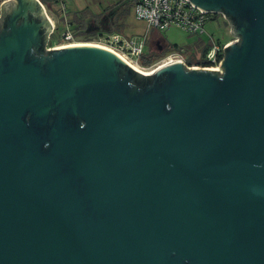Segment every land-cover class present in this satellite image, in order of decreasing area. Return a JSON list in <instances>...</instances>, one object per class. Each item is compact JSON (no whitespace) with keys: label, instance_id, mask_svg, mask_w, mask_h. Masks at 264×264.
<instances>
[{"label":"water","instance_id":"obj_1","mask_svg":"<svg viewBox=\"0 0 264 264\" xmlns=\"http://www.w3.org/2000/svg\"><path fill=\"white\" fill-rule=\"evenodd\" d=\"M191 1L239 37L223 71L139 84L108 48L46 51L38 0L2 4L0 264H264V0Z\"/></svg>","mask_w":264,"mask_h":264},{"label":"built area","instance_id":"obj_2","mask_svg":"<svg viewBox=\"0 0 264 264\" xmlns=\"http://www.w3.org/2000/svg\"><path fill=\"white\" fill-rule=\"evenodd\" d=\"M38 1L46 10L45 4L42 3L41 0ZM61 6L63 11L67 10L66 3L63 0ZM132 9L135 17L145 22L148 29L165 30L171 26H178L185 29L190 34H204L206 33L207 20L210 17L215 18L220 14L229 22V19L223 12L214 13L207 11L191 0H159L158 3L157 0H137ZM48 17L50 18L49 15ZM51 22L52 27L49 35H51L55 29L52 20ZM208 36V40L203 44V47H207L203 55L205 65L189 64L187 57H184L182 51L178 50L167 51L152 64L144 65L141 62V57L147 52L146 46H148L147 43L149 41L147 34L127 36L119 31H103L98 34V38L94 42L102 44L119 54L120 57L140 73H153L158 68L175 62L183 63L188 69H210L222 72L223 70L220 62L225 55L223 47L231 41L238 40L239 37L232 36L230 39L223 41L215 38L213 34L209 33ZM62 37L64 39L63 44L54 46H47L46 44V49L51 50L64 47L70 42L76 41L69 27L62 33Z\"/></svg>","mask_w":264,"mask_h":264},{"label":"trees","instance_id":"obj_3","mask_svg":"<svg viewBox=\"0 0 264 264\" xmlns=\"http://www.w3.org/2000/svg\"><path fill=\"white\" fill-rule=\"evenodd\" d=\"M42 3L46 4L54 15L58 16V24L50 37L49 42L61 43L64 41L62 33L68 27L71 29L75 39L80 41H96L98 34L103 31H119L123 33L121 20L125 15L130 13L137 0H109L108 4H100L97 7L99 10L93 8L91 5H87L84 9H75V7L69 10L63 11L61 2L62 0H41ZM65 2V0H63ZM66 3V2H65ZM56 10V11H55ZM109 14H105V13ZM31 18H36L40 20L38 16H33ZM231 20V19H230ZM232 22V20H231ZM43 34V47L46 45L47 30L42 29ZM149 45V41L147 43ZM158 49V48H157ZM207 47L200 49L199 53L191 54L187 57L189 64H201L205 65L203 61V55L206 52ZM178 50L181 48L177 45L169 46L166 44V48L162 51L153 52L149 46L147 52L141 57V62L144 65H150L155 60L163 56L167 51ZM134 74L139 77L135 79L142 83L149 79L150 77H141L137 71L131 70Z\"/></svg>","mask_w":264,"mask_h":264},{"label":"rangeland","instance_id":"obj_4","mask_svg":"<svg viewBox=\"0 0 264 264\" xmlns=\"http://www.w3.org/2000/svg\"><path fill=\"white\" fill-rule=\"evenodd\" d=\"M65 2H66L67 10H69L70 13L71 11L70 8L75 7V9H84L87 5H91L93 8L99 10L97 8L99 6V3L106 5L108 4L109 0H65ZM45 7H46V12L48 13L54 25L56 26L58 24V16L54 15L46 4ZM105 14H109V13L107 12ZM121 23L123 24L122 30L125 35L132 36V35L147 34L148 40L156 36L161 37L165 40L167 45L179 46L181 48L184 57L191 56V54L194 53L196 54L199 53L203 44L206 43V41L208 40L209 33L213 34L215 38L221 39L223 41H226L230 39L232 36H234L231 31L228 20L226 18L224 19V16L220 14H218L215 18L210 17L207 20L206 33L204 34H190L188 31L178 26H171L165 30L151 29V28L148 29L145 22L135 17L133 13V9L130 10V13L128 15H125L122 18ZM49 34L50 31L48 32L47 35V40H46V42H48L47 46L60 45L64 43V41L61 43L58 42L54 43L55 41L49 42L50 37L52 35ZM75 40L76 41L74 43L93 42V41H80L78 39ZM150 47L153 52H158V50H156L157 47H155L154 44L150 45ZM146 49H148V46H146Z\"/></svg>","mask_w":264,"mask_h":264},{"label":"flooded vegetation","instance_id":"obj_5","mask_svg":"<svg viewBox=\"0 0 264 264\" xmlns=\"http://www.w3.org/2000/svg\"><path fill=\"white\" fill-rule=\"evenodd\" d=\"M45 44H47L48 45V43L46 42ZM152 44H154L155 45V47H157L158 49H156V50H164L165 48H166V43H164V41L161 39V38H159V37H153V38H151V39H149V45H148V47L150 46V45H152ZM44 48H45V50H46V45L44 46ZM57 49V48H56ZM52 50V49H51ZM46 51H49V50H46ZM155 72H153V73H140L139 75L141 76V77H150L149 78V81L150 82H152L154 79H155V74H154ZM133 77H139L138 75H136V74H133ZM136 82L139 84L140 82H138L137 80H136Z\"/></svg>","mask_w":264,"mask_h":264},{"label":"bare ground","instance_id":"obj_6","mask_svg":"<svg viewBox=\"0 0 264 264\" xmlns=\"http://www.w3.org/2000/svg\"><path fill=\"white\" fill-rule=\"evenodd\" d=\"M80 45H89V46H96V47H104V48H108V47H106V46H104V45H102V44H98V43H95V42H84V43H69L68 45H66V46H80ZM108 49H110V48H108ZM111 50V49H110ZM111 51H113V50H111ZM114 52V51H113ZM116 53V52H115ZM117 54V53H116ZM117 55H119V54H117ZM120 56V55H119Z\"/></svg>","mask_w":264,"mask_h":264},{"label":"crops","instance_id":"obj_7","mask_svg":"<svg viewBox=\"0 0 264 264\" xmlns=\"http://www.w3.org/2000/svg\"><path fill=\"white\" fill-rule=\"evenodd\" d=\"M7 1H9V0H0V16H1V11H2V4L7 2ZM159 38H161V37H159ZM161 39L164 41V43H166L163 38H161Z\"/></svg>","mask_w":264,"mask_h":264}]
</instances>
